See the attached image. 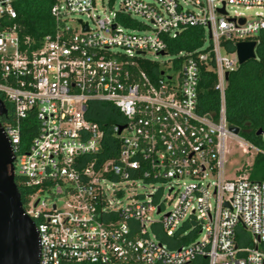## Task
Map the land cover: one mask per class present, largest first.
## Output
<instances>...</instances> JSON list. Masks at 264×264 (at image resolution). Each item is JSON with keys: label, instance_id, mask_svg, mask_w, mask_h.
<instances>
[{"label": "built area", "instance_id": "obj_1", "mask_svg": "<svg viewBox=\"0 0 264 264\" xmlns=\"http://www.w3.org/2000/svg\"><path fill=\"white\" fill-rule=\"evenodd\" d=\"M14 2L0 0V97L11 106L0 121L15 175L36 190L23 207L39 264H264V180L243 169L228 178L225 166L226 138L245 140L229 130L226 74L240 65L236 44L264 30L261 13L236 8L264 0H120L108 14L95 0H54V28L34 49L18 23L1 25L17 18ZM190 27L204 29L201 47L170 53ZM148 52L174 55L171 72ZM204 68L216 74L217 117L197 109ZM97 103L118 121L90 119ZM31 116L36 134L22 147Z\"/></svg>", "mask_w": 264, "mask_h": 264}, {"label": "trees", "instance_id": "obj_2", "mask_svg": "<svg viewBox=\"0 0 264 264\" xmlns=\"http://www.w3.org/2000/svg\"><path fill=\"white\" fill-rule=\"evenodd\" d=\"M54 0H15L14 6L17 18L13 21L3 19L1 25L19 24V36L23 46L34 49L40 46L43 37L54 28V19L51 15V7ZM205 31L200 27H190L173 40L170 53L176 54L182 50H194L201 47ZM256 57L250 59L231 72L228 77L226 89V106L228 124L240 129L239 135L248 142L258 147H264V142L259 129L264 130V30L256 37ZM150 71L158 65L144 63ZM216 74L207 68L202 70V78L199 87L197 109L200 113H209L217 117L219 111V95L214 89ZM4 98L2 95H0ZM10 109V104L7 103ZM89 117L99 122L106 128L111 122L118 118L116 109L108 103H97ZM115 117V119H114ZM36 134V121L31 116L22 125V147H28ZM111 135L106 132V145L111 142ZM107 150V149H106ZM249 178L252 180H264V155L257 154L252 166L248 170ZM16 184L22 196L23 205L29 196L35 193V188L28 186L22 176H16ZM63 264H92L86 262H65Z\"/></svg>", "mask_w": 264, "mask_h": 264}, {"label": "water", "instance_id": "obj_3", "mask_svg": "<svg viewBox=\"0 0 264 264\" xmlns=\"http://www.w3.org/2000/svg\"><path fill=\"white\" fill-rule=\"evenodd\" d=\"M224 12V8L219 9ZM245 20L241 19L243 23ZM87 29V26H85ZM256 41L236 44L239 64L256 57ZM229 77V74H226ZM7 106L0 97V114H7ZM238 135V127L229 126ZM263 129L257 131L261 135ZM15 154L0 121V264H39L40 236L34 220L25 213L22 196L16 184Z\"/></svg>", "mask_w": 264, "mask_h": 264}, {"label": "rangeland", "instance_id": "obj_4", "mask_svg": "<svg viewBox=\"0 0 264 264\" xmlns=\"http://www.w3.org/2000/svg\"><path fill=\"white\" fill-rule=\"evenodd\" d=\"M95 7L98 14L109 13L111 10H119L121 7L120 0H113L110 2L109 0H95ZM238 12L243 13L245 16L255 15L256 13H261L264 16V8H251L245 9L244 7L236 8ZM79 16L73 14L71 16L70 24L75 26V19ZM137 19L139 21L145 22L151 27L150 23L144 18L138 16ZM208 35V33H207ZM209 43V39L207 38L206 44ZM114 51L121 50L120 48H113ZM225 54V51H223ZM146 57L152 61H156L160 68L167 70V72H171L169 69L173 65V57L172 54L167 55H157L154 52H148ZM240 141L244 142L248 145V141L237 139L234 137L226 138L227 150L225 153V166H226V177L233 178L239 175L240 170L242 174L248 173L249 167L247 164L252 163L254 159V151L252 149L247 150L244 145L240 144ZM37 197H52L48 192L43 194L42 196ZM59 206L62 204V201H58ZM157 218L158 216L155 215ZM240 235L248 238L251 236V233L246 229L242 228Z\"/></svg>", "mask_w": 264, "mask_h": 264}]
</instances>
